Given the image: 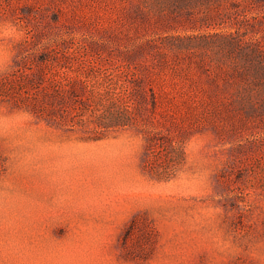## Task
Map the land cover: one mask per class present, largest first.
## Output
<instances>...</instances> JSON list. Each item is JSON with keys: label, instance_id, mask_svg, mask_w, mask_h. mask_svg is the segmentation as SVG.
<instances>
[{"label": "rangeland", "instance_id": "1", "mask_svg": "<svg viewBox=\"0 0 264 264\" xmlns=\"http://www.w3.org/2000/svg\"><path fill=\"white\" fill-rule=\"evenodd\" d=\"M0 264H264V0H0Z\"/></svg>", "mask_w": 264, "mask_h": 264}, {"label": "trees", "instance_id": "2", "mask_svg": "<svg viewBox=\"0 0 264 264\" xmlns=\"http://www.w3.org/2000/svg\"><path fill=\"white\" fill-rule=\"evenodd\" d=\"M245 55L243 56L245 60L250 61L248 63L242 64L241 62H235L232 66L231 74L234 76L237 75L238 77H243L251 73V71H255V73H258L259 68V59L258 62L257 59L253 60L251 55L257 56L255 54H251L250 52H244ZM256 53V52H255ZM259 57V56H258ZM260 63V62H259ZM242 64V65H241ZM250 64V65H248ZM155 103V98L153 100ZM128 111L124 110L122 107L118 106L116 108V111L110 112V121H113V123L116 124H128L130 122L129 118L127 117Z\"/></svg>", "mask_w": 264, "mask_h": 264}]
</instances>
